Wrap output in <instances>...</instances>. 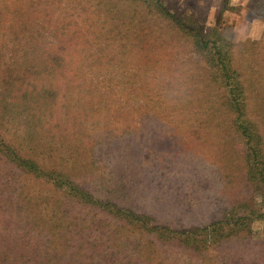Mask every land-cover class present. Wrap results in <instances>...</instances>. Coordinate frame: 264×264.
<instances>
[{"label":"rangeland","instance_id":"374dc122","mask_svg":"<svg viewBox=\"0 0 264 264\" xmlns=\"http://www.w3.org/2000/svg\"><path fill=\"white\" fill-rule=\"evenodd\" d=\"M23 3L28 20L9 33L16 63L55 50L76 64L53 112L0 74V250H15L13 238L52 262L92 253L99 264H264V0H159L228 53L226 76L153 0ZM246 124L258 142L241 134ZM212 223L239 232L197 248Z\"/></svg>","mask_w":264,"mask_h":264},{"label":"trees","instance_id":"16d2710c","mask_svg":"<svg viewBox=\"0 0 264 264\" xmlns=\"http://www.w3.org/2000/svg\"><path fill=\"white\" fill-rule=\"evenodd\" d=\"M14 1L15 2L13 3V0H0V44H2L3 51L5 49L10 54L7 56L9 57L7 59V63L9 60H15L13 61L15 62V64L8 63L7 65L5 58L2 59L0 68H2L3 66V72L1 73L0 71V74L2 75L4 74L7 77H10L12 80H14L13 76H15L17 79H15L13 82H17L19 86L20 85L24 86V88L21 90L24 95L26 94L27 90L34 91V94L37 96V100L34 101L35 102L34 107H42L43 112L47 111L48 109H51L53 112L54 108L57 106L59 96L62 93L61 91L62 85L66 83L65 81H68L69 75L73 72V67H74V64L76 63L71 61L69 58L66 57V55H64L66 51H63V53H60V54H56L55 50H49V51L45 50L43 53L41 62L39 64L37 65L17 64L16 62H18L19 58L17 56L11 55L10 53L13 51V48L11 50L9 49L11 47L10 45L11 39L9 37V33L11 32L16 33L13 28L15 27L16 23L21 22V21H17L18 17H21V19H23L24 21L28 20V16H27L28 12L27 13L25 12V14L22 12V11H25L27 7L23 5L24 0L22 1V6H20L21 0H14ZM153 1L155 3L154 7L156 8L159 14L160 13L163 14V17H164L163 19L165 21L167 17L170 18L171 20L175 19L177 26L173 24V27L177 28L179 32L184 31L188 36L189 35L191 36L193 40V44H194L193 49L195 52L199 53L205 58H207L209 55L214 54V59L212 62H216V65H213V66L217 67V69L220 70L221 73H223V75L225 76L227 73H229V72H226V65L224 64L226 62V56L228 55V53L227 52H225V54L222 53L223 52L221 51L222 48L218 46L217 41L210 39L208 35H205L201 27L198 29H195V28L192 29L186 24L182 25L181 24L183 23L181 22L182 19L176 18L174 15H170L169 13H167L162 8V5H159L158 3L159 0H153ZM20 11H21V15H20ZM178 26L181 28L179 29ZM4 31H5V34L1 35ZM23 40L21 39V41ZM12 45H15V50L21 51L20 46H19L20 40L17 35H16V41L12 42ZM212 51L213 53H211ZM14 57H17L18 60H16ZM32 98L33 96L29 95L28 100H31ZM233 102L235 103L232 104V108L235 109V107H238L236 97L235 99H233ZM43 115L44 114L42 113L41 117ZM240 116H243L242 110H241ZM238 126L241 130V134H243V136L248 140V142H251L252 140H257V142L259 141V138H257L258 135L254 127L248 124L243 125V126L242 125H238ZM260 152H261L260 149L254 150L253 153H250L248 155L247 161H249V163L252 160L257 161L260 156ZM262 162H263V159H262ZM28 166L30 169L32 168L31 165H28ZM249 167H250L249 172H251L252 174L251 165H249ZM133 215L134 217H132ZM129 217L132 219L131 224L134 225V228L136 230L139 228H141L142 230H146L147 227L143 219L145 217L142 218L141 216L135 215V213H131V216ZM243 224H247V220L246 222L242 220L240 225H243ZM29 226H34V229L37 230L38 233L44 230V228L41 229V226L34 224V223L30 224ZM58 226L59 224L50 225L49 230L48 229H45V230L49 232L51 230H56V229L58 230L59 229ZM207 227H208V230L205 233H208V237L206 239H203L202 241L197 242L198 243L197 248H200V246H202L205 249L206 248L209 249L210 244L215 245L219 242H224L228 240L229 238H232L235 234L239 232V229L236 232V227L230 229L229 231H226L225 233L220 232V229L218 228V223H212L211 225ZM83 228H85V226H83L82 229L78 230L79 233H77L75 236V241L78 242V245H77L78 247H82L85 244L84 242H86L84 238L86 237L87 233H84L85 229ZM18 230L20 229H15L14 231H18ZM189 231L191 233H189ZM197 231H200V230H194V228H192V230L185 231L184 233H182V235L184 234L183 239L180 238L179 242H182L183 240L184 244H188L189 238L192 235H194ZM52 232H56V231H52ZM217 236L219 238H217ZM158 237L162 239L161 234H158ZM135 240H137V238L133 239L134 242H136ZM40 242L41 241H36L35 243L39 244ZM146 244H149V242H146ZM6 245H9V247L11 246L12 247L11 249H15V250H10V251L0 250V264H99L100 263V261H97L99 258V254L94 255L92 253L90 254V256H87L88 257L87 261L86 260L81 261V257H83L84 255L80 253L74 254L73 259H69L72 261L66 262L65 260H60L57 262H52L53 260L50 261L49 259L44 261L42 260V258H40L41 255L37 257V253L27 254L25 251H22L23 249L30 248L29 246L31 245V243H29V241L26 239L16 240V239L10 238L9 243H6ZM63 246L67 247L68 244L65 243ZM143 250H146V249H143ZM146 253H147V256H149L152 253V251H149V249H147ZM64 256L66 255L64 254L62 258H64ZM123 263H124L123 261L113 262V264H123Z\"/></svg>","mask_w":264,"mask_h":264}]
</instances>
